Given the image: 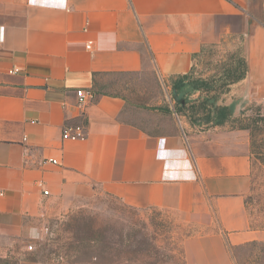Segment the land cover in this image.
I'll return each mask as SVG.
<instances>
[{"label": "crops", "instance_id": "1", "mask_svg": "<svg viewBox=\"0 0 264 264\" xmlns=\"http://www.w3.org/2000/svg\"><path fill=\"white\" fill-rule=\"evenodd\" d=\"M250 4L0 0V259L34 239L41 219L96 191L206 227L185 239V264H233L229 248L264 244L245 207L248 131L225 124L198 133L183 118L182 129L142 124L141 107L110 93L132 78L164 84L189 73L216 28L240 36L259 23L264 1ZM256 74L233 116L264 98V66ZM78 90L91 95L83 107ZM76 127L83 139H63Z\"/></svg>", "mask_w": 264, "mask_h": 264}, {"label": "rangeland", "instance_id": "2", "mask_svg": "<svg viewBox=\"0 0 264 264\" xmlns=\"http://www.w3.org/2000/svg\"><path fill=\"white\" fill-rule=\"evenodd\" d=\"M261 1L264 0H251L250 5ZM258 20L256 26L252 25L240 36L223 37L216 28L194 58L192 76H211L231 55L245 58L249 73L259 76L257 68L264 66V15ZM173 80L161 84L148 74L129 79L126 87L118 86L110 93L141 107L143 111L138 116L142 124L180 127L172 115L175 113L171 99ZM255 98L245 107L241 104L227 125L233 129L239 125L248 127L252 183L245 207L250 227L264 231V98L258 95ZM187 131L184 129L186 135ZM37 228L34 239L25 241L14 255L1 261L8 264H14L16 259L36 264H95L99 258L103 264H185V239L206 229L174 211L132 208L101 191L74 201L66 206L64 213L41 219ZM96 246L106 251L110 249L112 254L103 259ZM229 249L233 264H264V245L260 243ZM124 259H129V263Z\"/></svg>", "mask_w": 264, "mask_h": 264}, {"label": "trees", "instance_id": "3", "mask_svg": "<svg viewBox=\"0 0 264 264\" xmlns=\"http://www.w3.org/2000/svg\"><path fill=\"white\" fill-rule=\"evenodd\" d=\"M248 73L246 59L242 56L231 55L221 64L217 72L207 78H194L191 71L174 78L171 85L174 112L182 116L198 133L231 122L234 118L233 108L244 97L243 86ZM243 104L245 107L248 102H243ZM234 129L248 131L247 126L241 125ZM96 247L98 252H102L100 257L103 259L112 254L110 249L106 251L103 247ZM21 261L16 259L14 264H19ZM2 262L8 264L7 261L0 259V264ZM124 262L129 263V259H124ZM95 264L103 263L99 262L98 258Z\"/></svg>", "mask_w": 264, "mask_h": 264}, {"label": "built area", "instance_id": "4", "mask_svg": "<svg viewBox=\"0 0 264 264\" xmlns=\"http://www.w3.org/2000/svg\"><path fill=\"white\" fill-rule=\"evenodd\" d=\"M91 47V45L88 43V45L86 46V49L89 50ZM76 98H77V104L80 107H83L87 102L88 99L91 98L90 93H86L83 90H78L76 91ZM173 116L175 117V119H177L180 128L182 129V125H181V117L176 114L173 113ZM63 139H69V140H78V139H83L84 135L82 133V129L80 127H76V128H68L66 129V131L63 133ZM23 141H26V137L23 138ZM46 162L52 163V164H56L55 161H47L44 160L42 161V164H45ZM44 196L48 195V191H43L42 193ZM31 248L28 247V250H30Z\"/></svg>", "mask_w": 264, "mask_h": 264}]
</instances>
